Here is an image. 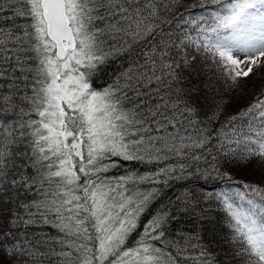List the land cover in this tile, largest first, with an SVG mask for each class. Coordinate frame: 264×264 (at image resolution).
<instances>
[{"label":"snow or ice","instance_id":"obj_1","mask_svg":"<svg viewBox=\"0 0 264 264\" xmlns=\"http://www.w3.org/2000/svg\"><path fill=\"white\" fill-rule=\"evenodd\" d=\"M0 264H264V0H0Z\"/></svg>","mask_w":264,"mask_h":264},{"label":"trees","instance_id":"obj_2","mask_svg":"<svg viewBox=\"0 0 264 264\" xmlns=\"http://www.w3.org/2000/svg\"><path fill=\"white\" fill-rule=\"evenodd\" d=\"M103 82H104L103 80H98V81H97L98 84H102ZM121 171H122V170H121ZM221 222H222V224L225 223V221H224L223 219H222Z\"/></svg>","mask_w":264,"mask_h":264}]
</instances>
